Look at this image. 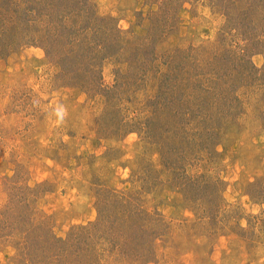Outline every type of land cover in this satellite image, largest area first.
<instances>
[{"label": "rangeland", "instance_id": "1", "mask_svg": "<svg viewBox=\"0 0 264 264\" xmlns=\"http://www.w3.org/2000/svg\"><path fill=\"white\" fill-rule=\"evenodd\" d=\"M87 1L109 21L107 33L120 36H111L117 53L99 61L100 77L85 78L83 89L61 72V53L47 57L11 29L18 23L0 0V210L9 196L4 178L14 176L43 184L35 205L58 239L91 226L103 194L141 210L119 217L116 226L125 220L130 231L117 236L92 226L77 260L80 243L71 245V264H264V0L229 10L224 0ZM138 47L140 59L154 51L139 70ZM219 51L228 56L211 62ZM165 75L180 78L178 110L198 111L180 133L152 103ZM207 115L215 131L200 126ZM3 234L0 264H19L16 236Z\"/></svg>", "mask_w": 264, "mask_h": 264}, {"label": "trees", "instance_id": "2", "mask_svg": "<svg viewBox=\"0 0 264 264\" xmlns=\"http://www.w3.org/2000/svg\"><path fill=\"white\" fill-rule=\"evenodd\" d=\"M4 1L7 4L6 8L8 7V17L10 16V18L18 23L16 26L13 25L11 29H17L18 26L21 31L26 32L27 36H24L25 43L43 49L47 57H50L53 51L58 53V55L61 53V72L70 75L74 86L85 89L86 85L82 83L85 81V78L94 77L98 79L100 77V73H96L99 71L97 70L98 64L104 59H111L114 57V53H117L115 43H112L110 40L113 35L116 36V40L118 39L117 36H120L119 30L117 31L113 28L108 31L111 33H107V29H104L105 26H102V24L104 22L109 24V21L97 16L91 10L87 0H32L33 3H27V7H22L18 2L12 4L11 0ZM241 1L224 0L223 3L226 10H229L235 7V5H241L239 3ZM252 2L254 0H250L249 2L251 7L254 4ZM76 14H83L82 21L75 17ZM56 32H59V35ZM91 35L93 38L95 37L93 44L90 41ZM121 49L122 47L118 51H121ZM139 49L138 47L133 52L134 59L138 63L136 67L138 70L143 69L144 65L148 62L149 59L144 57V55L149 54L152 47L143 52L145 54L140 56L141 59L137 57ZM194 50L195 48L191 47L184 51L186 57H193ZM176 51L175 53L182 52L181 50ZM152 52L154 51L152 50ZM225 55L228 56L227 51L214 53L211 62L218 63V59ZM169 61L176 64V66L179 64V59L174 61V58H171ZM137 63L135 62V64ZM198 63L200 64L198 60L191 61L190 67L196 68V64L198 65ZM141 71L144 72V70ZM216 74L218 75L217 72ZM191 78L194 79L193 77ZM179 79L176 75L174 77L165 75L162 78H158V88L163 92H160L159 96H156V100L152 102L155 104L160 102L161 106L168 110L169 117L174 118L173 120L176 119L177 123H180L179 128L172 127L177 133L181 132L184 127L183 124L188 126L190 121L196 122L199 117L198 111L195 108L186 106L185 109L178 110V107H176L179 103L178 100L180 101L181 99V96L177 95V89L180 86L175 81ZM218 79L220 78L218 77ZM183 80L185 81V79ZM96 84L99 88L100 84ZM178 93L181 95V90ZM199 109L198 107L197 110ZM169 117L168 120L170 119ZM212 117V115H209L207 117L208 120L203 121L204 123L200 121V126L208 123L207 127L215 131L214 124L211 121ZM193 134L188 131L185 136L193 138ZM172 135L176 137L177 134L174 133ZM4 182L9 184V196L6 204L0 210V229L2 233H5L3 234L5 237L13 238L16 236L17 240L13 243L17 251L19 264H71L73 262V254H67L71 249V245L80 243L79 251L75 253L76 257L74 256L75 260H77L78 255H82L87 251L86 245L82 246L81 243L82 239L85 238L84 235L89 236L92 226L102 225L106 232L111 233L112 236H117L118 230L129 229L126 223H124L125 220H121L123 224L122 228L116 226L117 221L120 219L119 217L135 218L141 212V210L134 209L132 201L129 203L123 202L122 196L114 197L111 200L113 203H110L108 193H106L105 195H101L103 201L97 205L98 217L91 226L73 227L66 239H58L52 235L51 228L47 227V217L44 214L41 215L35 205L43 184L29 187L23 182H19L16 176L11 178L5 177ZM118 207L123 210L122 214L125 213L126 216H120L121 214L116 216L119 213ZM29 249H32V252ZM35 252L40 254V258L37 262H32L31 258H33ZM90 252L93 251L90 250ZM94 254L98 257L97 260H99L100 254Z\"/></svg>", "mask_w": 264, "mask_h": 264}]
</instances>
